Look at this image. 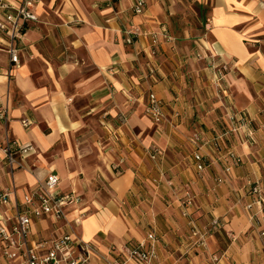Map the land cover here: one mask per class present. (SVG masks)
I'll return each mask as SVG.
<instances>
[{
	"label": "crops",
	"instance_id": "obj_1",
	"mask_svg": "<svg viewBox=\"0 0 264 264\" xmlns=\"http://www.w3.org/2000/svg\"><path fill=\"white\" fill-rule=\"evenodd\" d=\"M8 1L20 5L23 0ZM200 3L204 12L206 9L202 22L210 21L206 37L217 60L228 67L224 92L240 112L251 116L255 139L237 144L243 166L225 176L226 184L208 197L205 191L213 188L223 162L218 164L219 172L213 166L197 178L192 157L196 145L190 135L196 124L187 117L179 119L183 112H172L179 102L171 92L175 87L167 80L168 65L173 66L175 58L185 67L189 62L191 67L202 65L192 59L196 48L188 39L202 30L182 29L180 45H161L153 59L150 38L141 37L127 45L125 31L136 26L170 33L174 11L168 13L162 0H148L143 16L133 14L132 0H40L36 7L39 22L29 24L15 42L19 64L11 62L9 39L0 31V109L8 113L7 120L0 118V144L12 140L35 150L27 167L17 171L6 166L0 152V192L16 186L21 199L54 173L61 180V192H74L85 202L81 211L86 217L80 224L74 221L77 213L73 208L69 223H56L49 217L34 221L33 243L74 233L92 243L97 256H111V249L126 253L130 244L138 245L154 232L158 264H208L205 256L209 254L197 249L189 238V221L180 215V203L171 191L153 192L136 205L132 202L138 192L136 170H142L141 178H146L141 167L145 152L158 147L161 162L168 165L167 179L174 173V178L179 175L186 182L201 180L194 217L196 221L202 216L203 222L209 218L220 222L219 234L209 242L210 252L224 256L220 264H264V238L260 235L264 214L259 206L251 211L246 208L253 200L249 181L261 183L264 193V0ZM2 14L0 11V18ZM156 62L160 68L152 72ZM151 92L169 110L166 129L173 143L189 149V163L187 159L168 161L165 126L157 128L145 112ZM119 116L126 117L127 123H118ZM221 117V111L215 109V133ZM98 182L110 185L107 189L115 198L110 206L86 200L89 189ZM3 209L11 216L14 213L12 208ZM93 210L97 213L92 214ZM260 221V225L256 223ZM222 230L230 236L235 233L241 244L236 240L228 243Z\"/></svg>",
	"mask_w": 264,
	"mask_h": 264
},
{
	"label": "built area",
	"instance_id": "obj_2",
	"mask_svg": "<svg viewBox=\"0 0 264 264\" xmlns=\"http://www.w3.org/2000/svg\"><path fill=\"white\" fill-rule=\"evenodd\" d=\"M39 1L23 0L20 5H14L7 0H0V10L3 13L0 18V31L9 39L7 52L13 64H19V52L15 46L16 40L29 29V24L39 22V16L36 13ZM147 7L148 0H132V12L135 16H143ZM209 26L210 21L206 24L208 31L210 30ZM125 32L127 45L135 44L136 40L141 37H149L151 41L150 55L153 59L157 57L161 45H170L172 48L176 45L175 38L165 30L151 32L133 26ZM158 68L160 66L156 62L152 72ZM147 112L156 123L162 122L165 118L162 102L152 92L149 94ZM7 114V109H0V118L7 120ZM119 120L122 124L127 123L124 116H120ZM24 124L26 126L30 125L29 122H24ZM216 141L215 149L219 151L221 144L218 140ZM193 142L196 145V152L193 154L194 168L198 174H202L213 162H209V159L201 151L207 143L203 141L200 134L194 135ZM34 151L33 146H22L12 140H7L4 146L0 145V152L13 170L14 168H25L24 163L19 162L17 156L29 157L34 154ZM160 153L158 149H155L153 153L151 152V156L155 158L156 154ZM221 160L224 163L223 173L225 176L230 175L235 168L243 163V159L232 151L221 157ZM225 181L224 176H218V185H222ZM60 182L59 176L51 173L44 182L39 183L37 188L24 193L21 199H18L16 187L0 193V251L6 264H92L97 258L94 245L79 239L72 233L36 243L32 242L34 221L46 217L55 222L68 221L69 210L73 208L76 212V208L81 205V197L76 193H63L59 190ZM248 185L250 187L249 195L253 197V200L246 206L247 210L251 211L255 206H259L260 212L264 214V193L261 184L248 183ZM186 198V202L183 204L182 216L189 221V238L194 241L197 249H206L208 233L202 232L197 226V221L191 209L194 197L188 193ZM13 202L16 207L14 215L11 216L5 210L2 211L3 208H9ZM84 214L79 211L74 220L76 224H80ZM256 223L260 225L261 221ZM213 225L215 228V225H219V221L215 220ZM260 235L264 238V229L261 230ZM157 243V236L151 233L138 245L130 244L126 249V253L111 249V256H122L124 262L114 260L110 264H153L158 256ZM223 257L219 255L211 256L212 264H220Z\"/></svg>",
	"mask_w": 264,
	"mask_h": 264
},
{
	"label": "rangeland",
	"instance_id": "obj_3",
	"mask_svg": "<svg viewBox=\"0 0 264 264\" xmlns=\"http://www.w3.org/2000/svg\"><path fill=\"white\" fill-rule=\"evenodd\" d=\"M162 1L164 2L165 10L168 9L167 11L168 13L174 11L172 12V16H171L172 19L170 24H171L172 32L170 31V34L175 38L176 45L178 44L180 45V41H183L184 39L183 37L180 36L182 29L186 28L192 32H194V30L197 29L202 30L201 34L198 36L193 35L191 37H188L189 40H192V44L196 48V52L193 54L192 59L195 60V62L201 63L202 65L191 67L189 62L185 67L184 64H180L181 62L177 58H175V62H172L173 66L168 65L167 80H169L173 85V87H175L173 88V91L171 90V92L177 97L178 99L177 102H179L178 109L172 110V112L175 111L183 112L179 116V119L187 117L188 119L191 120L192 124H196V126L192 128V133L190 135H192V140H193L195 134H200L203 138V141L207 143L206 146H203V149L201 151L206 156V158L209 159V162H213V164L210 165L208 169H211L214 166L216 171L219 172L218 164H222L223 162L221 160V157H223L229 151H232L237 156L243 159V163L239 166L241 167L243 166L245 161L243 156L238 153L236 146L237 144H240V142L243 144L245 142L248 143V141H250L251 139L252 141H255L254 133H252L251 131L252 130L251 126L254 122L251 116L249 115V113L240 112L241 110H238L235 103H233L230 100L229 96L224 92L225 86L223 80L225 79L226 72L228 71V67L226 63L217 60L218 58L217 53L215 52L213 45L210 44L208 37H206L208 30L206 29V24L202 22L203 17H205L206 9L204 12L200 0H174L175 2H172L171 0H162ZM205 51H209V52H205ZM213 59H215V63H210L211 60ZM186 60L190 61L191 58L188 57ZM154 94L157 96L156 93ZM215 98L217 99V102H215ZM224 99H227L228 101L227 100L224 101ZM162 106H163V112L165 114V118L160 123H156L150 117V115L147 112V108L145 112L147 116L155 124V126L156 127L158 126L157 128H159V126L160 127L165 126L164 129L166 130L167 135L164 134L165 136H163V140H166L165 146L168 147V148L165 147L168 161L170 159L173 160L177 159L179 162L182 161L185 162L186 159L188 160L189 149L185 147L183 144L177 145L178 143L176 144L173 143V139L171 138V135L168 134V131L166 129V126L170 122V116L167 114L168 113L167 111L169 110H165L164 108L165 106L163 102H162ZM215 109L220 110L222 115L221 117L222 124L220 125L219 131L216 133H215V128L212 129V125L215 127ZM119 117L117 118L118 120L116 119L118 123L120 121ZM107 134L108 136L111 135L110 132H108ZM167 137L170 138L167 139ZM216 140H218L221 144V149L219 151L215 149V143L217 142ZM222 143L224 144V147ZM155 149H158L159 152H162L161 149L158 147L148 149V151L145 152L146 157L142 160L141 167L143 168V172L145 174L144 176H146V178L145 179L141 178L142 170L139 169V173L138 170H136V175H137L136 183L138 186V192L135 195H133L134 201L132 202H134L136 205L139 201L144 202L147 199V197L150 196L153 192L166 193L171 191L173 195L177 197L178 202L180 203L179 209L181 210L180 215L182 216L183 204L184 202H186L187 199L186 196L188 193L192 194L194 200L200 201L201 194L197 191L198 189H200V187L197 188V185H198V181L201 180H198L196 183L186 182L180 179L179 175L177 177L178 179L174 178L176 177L174 173L172 174L173 177H171L172 178L171 180L167 179V176H165L164 173H169V170H168V165L162 163L160 160L161 158L160 154L162 155V153L156 154L157 156L155 158H152L151 156V152L153 153ZM204 149H206V151H204ZM31 156L29 157L17 156V158L19 159V162H23L24 166L27 167L26 161ZM46 158L48 159L49 155L47 156L46 154ZM2 160L6 163V166H8L11 170H13L9 166L8 161H6L4 157L2 158ZM1 166L2 165L0 163V167ZM223 167H224V163L222 164L221 168L223 169ZM20 169L23 168H18V169L14 168L15 171ZM114 169L115 170L117 169V171L120 170L118 167H114ZM205 172H203L202 174H198L196 171L197 178H201ZM152 176H154L155 178H153ZM220 176L225 177L223 171L222 172L220 171ZM217 178L218 176L214 177L213 188L211 189L206 188L208 190L205 191L206 193L205 196L207 195L208 197V195L211 192L215 191V188H219L222 185L226 184L225 181L222 185H218ZM248 183L261 184L254 182L252 180L249 181ZM107 187L109 189L111 188L109 184H107L106 186L102 184V182L96 183V185H93L92 188L89 189V192L87 194L88 196H86V200L91 204H95L97 203L96 201H98V203L101 205L110 206L112 204L111 202L115 198L113 194H111L110 191L107 189ZM165 199H169V196L166 197ZM194 200H193V206L191 208L192 211L193 208H195ZM81 201H82L81 205L75 210L77 214L79 213V211L82 212L81 210H83V207L85 205L83 198H81ZM163 201L165 202L164 199ZM10 208H12V210L14 211V213L12 214L14 215L16 213L15 212L16 207L14 202L12 203ZM4 210L8 212L6 209H3L2 211L4 212ZM93 213H97V212H94L93 210L92 214ZM129 216H131L130 213ZM84 217H86V213L84 214L83 219ZM202 218L203 217L201 216V218L197 219V221H199L197 222V226L201 229L202 232L208 233L207 248L202 250L205 253L209 254V256H205V259L208 262V264L209 263L212 264L211 256H214L215 254L210 252L209 242L212 239V237L217 236V234H219L218 229H220L221 224L219 222V225H215L214 228L213 223L215 222V220L212 219L213 220L212 221L209 218L206 219L205 222H203L201 220ZM255 218L256 217L253 216L252 221L254 222L257 221V219ZM68 221L70 222L69 217H68ZM68 221L65 222L67 223ZM200 225L206 227L202 226L203 227L202 228ZM150 229H152V226L150 227ZM151 233L155 234L154 232H149L148 235ZM221 233H222L221 236H224V238L228 243H233L236 240L235 238L236 235L233 232L231 233L233 234V236H230L229 235L230 233H227L226 231L223 230L221 231ZM66 234H70V233H66ZM236 241L238 244H241L242 242L240 238H238ZM114 260H119L122 263L124 262L122 256H97V258L93 261L92 264H110ZM158 260H159V256H157V259L153 262V264H158L157 262ZM0 264H6V261L1 256V251H0ZM127 264H132V263H127Z\"/></svg>",
	"mask_w": 264,
	"mask_h": 264
}]
</instances>
